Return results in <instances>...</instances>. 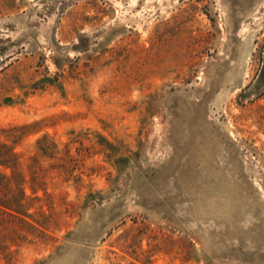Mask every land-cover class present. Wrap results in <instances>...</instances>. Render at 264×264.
<instances>
[{"label": "rangeland", "instance_id": "obj_1", "mask_svg": "<svg viewBox=\"0 0 264 264\" xmlns=\"http://www.w3.org/2000/svg\"><path fill=\"white\" fill-rule=\"evenodd\" d=\"M0 140V264H264V0H0Z\"/></svg>", "mask_w": 264, "mask_h": 264}, {"label": "trees", "instance_id": "obj_2", "mask_svg": "<svg viewBox=\"0 0 264 264\" xmlns=\"http://www.w3.org/2000/svg\"><path fill=\"white\" fill-rule=\"evenodd\" d=\"M18 167L17 154L14 151L12 145L6 143L3 140H0V206L4 209V212L16 213V208L12 202H18L24 197V192L22 190V183L15 182L14 187L19 191V198H16L14 195L10 197H5L1 194V191L4 189L11 190L10 176H6V172L9 171L11 174H14ZM8 191L4 193H8ZM12 194V193H11ZM12 200V202H11ZM8 201V204L5 202ZM5 203V205L3 204Z\"/></svg>", "mask_w": 264, "mask_h": 264}]
</instances>
